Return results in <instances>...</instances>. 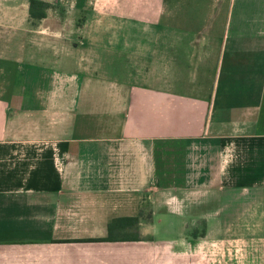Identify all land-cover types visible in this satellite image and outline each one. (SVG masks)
Here are the masks:
<instances>
[{
	"label": "crops",
	"instance_id": "1",
	"mask_svg": "<svg viewBox=\"0 0 264 264\" xmlns=\"http://www.w3.org/2000/svg\"><path fill=\"white\" fill-rule=\"evenodd\" d=\"M94 1L0 0V264H264V0ZM108 20L208 43L119 50ZM139 214L138 240L103 241Z\"/></svg>",
	"mask_w": 264,
	"mask_h": 264
},
{
	"label": "rangeland",
	"instance_id": "2",
	"mask_svg": "<svg viewBox=\"0 0 264 264\" xmlns=\"http://www.w3.org/2000/svg\"><path fill=\"white\" fill-rule=\"evenodd\" d=\"M113 3H114L113 0H96L94 1V4L91 6V8L95 7L98 10H101V9L110 10L109 9L110 4H113ZM55 24H57L58 27L59 26L61 27L62 22L55 21ZM64 24H66V26L68 27V30H70L71 32H74L72 30H75V27H74L75 22L64 21ZM84 24H86V26L84 27L85 28L84 31L82 29V32L78 31L75 37L68 38L70 41V44H76L78 46H85V45H91L95 43L93 41V29H94L93 21H86L84 22ZM101 25H102V29L107 30V31L115 30L117 26L118 34H119V37H118L119 50H124V51H126V48H128V50L133 49V45L138 46V48H141V49H142V46L147 47L146 45L148 44V40H149V44H150L149 47L151 50H152V45H157L158 43L160 44L165 43L167 47L171 46L170 47L171 49L167 48V55L169 56V55H173L172 45L174 44H183V46L187 44L188 45L195 44V45L200 46V45H204L205 43H208V39L204 36L180 35L170 30L166 31L165 36L162 35L158 37V39L157 37H153V36L149 38L136 37V35L141 34L142 30H150V35H154V34L156 35L157 34L156 29L158 26H156L152 22H129V21H118V22L112 21L111 22L108 20V21H103ZM67 27H64V29H67ZM136 31H140V32L136 33ZM104 34L107 36H102L101 38L103 39V41H105L103 42L104 44H108L110 40L109 33L108 32L103 33V35ZM54 40H55V43H60L62 41H64L65 43V40H67V37L64 36L62 38L59 35V36H55ZM120 69L121 70H119V75H123L122 70L123 71L128 70V73L132 71L131 75H135V77L138 79L141 78L142 71H143V69L141 68H135L134 70L133 69L129 70L125 68H120ZM110 71L111 69L109 70V68H105L102 70V74L104 76H110ZM183 75L184 77H189L188 73H184ZM162 231L163 229L153 228V233L155 235H160ZM188 233H189V229L185 233L187 234V237L189 235ZM199 234L200 236L203 235L202 229L199 230ZM143 264H240V263L238 261L237 256H149V261L143 262Z\"/></svg>",
	"mask_w": 264,
	"mask_h": 264
},
{
	"label": "trees",
	"instance_id": "3",
	"mask_svg": "<svg viewBox=\"0 0 264 264\" xmlns=\"http://www.w3.org/2000/svg\"><path fill=\"white\" fill-rule=\"evenodd\" d=\"M46 7V5L38 2H31L30 5V14L34 18H42L44 17L43 8ZM141 214L137 217H131V218H117L111 221V223L108 225V237L103 241H116V239H128V240H138L139 235L137 233V226L139 224ZM128 228L130 233L127 235L120 234L123 230ZM122 230V231H121Z\"/></svg>",
	"mask_w": 264,
	"mask_h": 264
}]
</instances>
